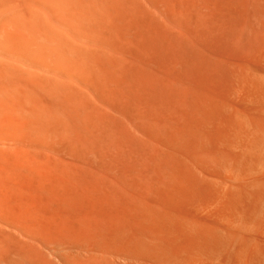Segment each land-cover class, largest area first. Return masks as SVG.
<instances>
[{"label": "bare ground", "instance_id": "1", "mask_svg": "<svg viewBox=\"0 0 264 264\" xmlns=\"http://www.w3.org/2000/svg\"><path fill=\"white\" fill-rule=\"evenodd\" d=\"M63 1L0 18V264H264V0Z\"/></svg>", "mask_w": 264, "mask_h": 264}, {"label": "rangeland", "instance_id": "2", "mask_svg": "<svg viewBox=\"0 0 264 264\" xmlns=\"http://www.w3.org/2000/svg\"><path fill=\"white\" fill-rule=\"evenodd\" d=\"M46 1H47V2H46ZM71 1H74V0H70L69 4H71ZM84 1H85V0H84ZM114 1H115V2H114ZM169 1H170V0H125V1H124V0H107V1H106V0H99V2H98L97 0H87V2H89V3L91 2V4H89V5H93V3H94L93 8H92L91 6H88V3H87V6L90 7V9H93V10H92V13H91V14L89 13V14L91 15L90 18H91L92 21H93V20H95V19L97 18L98 15H99V16H103V13H104V12H103V9H104V7H106L104 4H110V2H111V4H120V3H121V4H170ZM42 2L44 3V5H43ZM49 2H51V3H49ZM57 2L61 3V1H57ZM62 2H65V3H66V1H63V0H62ZM79 2H80V1H79ZM81 2H82V0H81ZM81 2H80V4L83 3V2H82V3H81ZM85 2H86V1H85ZM92 2H93V3H92ZM97 2L100 3V4H98ZM37 3H38V4H37ZM45 3H46V5H45ZM48 3H49V4H52V3H53L52 7H51V5L49 6ZM73 3L76 4L77 1L75 0ZM0 4H2V6L0 5V11H2V9L5 8L4 10H5V12H6V13H3V14H2V12H1V13H0V14H1V15H0V18L2 17V18H3L4 20H6L7 22H8V21L11 22V20H12V23H14V24L17 23V22L15 23V21H13V19H14V18H13V14H14V13H13V11H9V9H8V11H7V9H6V8H7V6H6L7 4H9V6H11V7L8 6V7L10 8V10H11V8H12V4H13V6L17 4V6H18V7L16 6V7L18 8V9L16 8V9H17V12H16V10H14V12H16V13H18V12L20 11L21 8H22L21 12H22L23 10H24V12H25V9H26V11H29L30 9H32V8L29 9L28 6H27V4H28V5H31V6H33V5L35 6V5L37 4L38 6L36 5L35 8H34V6H33V9H32V10H34V9L37 10V9H38V11H42V12H43V10L46 9L47 7H50V9L47 8L48 10H51L50 13H49L48 15H47V13H46L47 11H45V10H44L43 14H42L41 12L38 13V11H37V14H39V15H36V13H35V16H38V18H39L40 16H41V17H40V20H39L38 18H36V20H39V21H38V25H37V27H35V26H36L35 24L37 23V21H35V22H36V23L34 24L35 29H33V31L35 30L34 33H33L32 31L29 30L31 24H28V25H27V24H26L27 22H25L26 19H27V21L30 22V23H31V22L33 23V22H34L33 19H30V18L33 17V16L30 17V15H31V14H30V13H31L30 11H32V10L29 11V15L27 14V15L24 17V19H22V18H23L22 14H21V17H22V18H21V17H18V16L16 15L19 19H17V17H16L15 15H14V16L16 17V19H17V21H18L19 23L21 22L22 25H23V23H24V25H27V26H24V25L22 26V25H20V27H16L17 29H20L21 26H22V28L25 29V30H27V32H29L30 35H31V33H32L33 39H36V40H37L36 37L38 36L39 38H38L37 41H39L40 39L43 40V41L40 40L38 43H41V44L45 47L44 49H45L46 51H48V52H52V53H53V52L56 53V52H59V51H61V50H62V51L69 50V49H70V46H72V44H74V41H72L71 39H73V38L75 39V37L78 36L79 34H85V33H87V32H90V31H88V30H90L91 27L93 26V25H91L92 23L89 21V19H88L87 17L85 18L86 14H85V16H83V14H81V12H79V11H81V10L75 12L78 6H77V5H74V4H71V7H72L71 10H73V6H76V8L74 7V8H75V11H71L70 9H68V7L66 6L68 3H67L66 5H62V6H60V5L62 4V3H61V4H59V6H58V5H57L58 3L56 4V0H52V1H50V0H45V2H44V0H42L41 2H40V0H12V1H11V0H0ZM22 4H23V5L26 4L25 6H27V7H26L25 9H23L24 6L22 7V6H21ZM32 4H33V5H32ZM39 4H42V5L45 6V7L43 8L42 5H40V7H41V8H40V7H39ZM47 4H48V6H47ZM54 4H56V5L54 6ZM63 4H64V3H63ZM80 4H79V5H80ZM102 4L104 5L103 7H102ZM83 5H84V4H83ZM95 5H96V6H95ZM98 5H99L100 7H99ZM31 6H29V7H31ZM97 6H98V7H97ZM3 7H4V8H3ZM38 7H39V8H38ZM53 7H54V9L56 10V11H55L56 13H54V9H53ZM56 7H58V9H56ZM80 7H81V6H80ZM88 7H87V9H88ZM95 7L98 8V11H96L97 9H96ZM42 8H43V9H42ZM82 8H83V7H82ZM13 9H14V7L12 8V10H13ZM27 9H28V10H27ZM52 9H53V10H52ZM62 9H63V10H62ZM65 9H66V10H65ZM83 9H85V8H83ZM87 9H85L86 12H87V11L89 12V10H87ZM36 10H34V11H36ZM57 10H58L60 13H59V12L57 13ZM60 10H62V11H60ZM99 10H100V11H99ZM104 10H105V9H104ZM90 11H91V10H90ZM3 12H4V11H3ZM9 12H10L11 15H12L11 19L9 18V17H10ZM24 12H22L23 15H25V13H26V12H25V13H24ZM98 12H100V13H98ZM45 13H46V15H45ZM52 13H54V14H52ZM72 13H73V15H74V13H78V14L80 15L79 18L82 19V21L84 20L83 22H85V23H83L84 26H82V29L79 28V27H81V25H82V24L80 23V19L77 18V19L79 20V21H78L76 18H74L75 20L69 18V15H70V14L72 15ZM84 13H85V12H84ZM94 13H97V15L95 16ZM32 14L34 15V13H32ZM41 14H42V15H41ZM55 14H56L57 16L60 15L59 18L56 19L57 16H56ZM18 15H19V14H18ZM44 15H45V16H44ZM49 15H50V16H53V15H54L55 18H51ZM64 15H68V16H66L65 20H63V22H61L62 19H64V17H65ZM71 15H70V16H71ZM76 15H77V14H75V16H76ZM92 15H94L95 18H93ZM7 16H8V17H7ZM54 16H53V17H54ZM61 16H62V17H61ZM75 16H74V17H75ZM99 16H98V17H99ZM44 17H45V18L47 17V19L49 18L48 21H45V19H42V18H44ZM60 17H61V18H60ZM77 17H78V16H77ZM82 17H83V18H82ZM2 18H1V19H2ZM6 18H7V19H6ZM3 19H2V22H4ZM47 19H46V20H47ZM54 19H55V20H54ZM34 20H35V19H34ZM50 20H51V21H50ZM52 20H53V21H52ZM40 21H41L42 23H41ZM49 21H50L51 23H52V22L54 23V24H53V23H52V24L55 26L56 30L53 28L54 26L52 27V24H51V26H49V25H50ZM58 21H59V22H58ZM82 21H81V22H82ZM2 22H0V24H1ZM22 22H23V23H22ZM44 22H45V23H44ZM73 22H74V23H73ZM76 22H78V25H77V26L80 25L79 27L76 26V28H77V29L79 28L81 32H79V31L76 30V28H75V24H77ZM46 23H47V24H46ZM55 23H56V25H55ZM61 23H62V24H61ZM64 23H65V25H64ZM67 23H69V25H71V24L73 23L74 26H73V27H72V26L67 27V25H66ZM86 23H90L91 26H90L89 28H87V25H88V24H86ZM14 24H11V23H10V25H11L10 28H11L12 30L16 29ZM42 24H43V25H42ZM48 24H49V25H48ZM13 25H14V26H13ZM16 25H17V24H16ZM29 25H30V26H29ZM46 25H47L48 28L46 27ZM61 25H62V26H61ZM28 26H29V28H28ZM56 26H57V27L60 26L61 29H60L59 27H58L59 29H57ZM63 26L65 27V29H64ZM39 27H40V29H43V30L41 31L40 29H38ZM49 27H51V28H53V29H52V30H49ZM66 27H67V28H66ZM31 28H32V26H31ZM51 28H50V29H51ZM71 28H72V29H71ZM23 29H21V30H23ZM46 29H47V30H46ZM69 29H70V30H69ZM79 29H78V30H79ZM25 30H24L23 32H25ZM39 30H40V32H39ZM45 30H46V31H45ZM53 30H54V33H51V31L53 32ZM57 30H58V31H57ZM60 30H61V32H59ZM66 30H67V31H66ZM72 30H74L75 32H73ZM16 31H17V30H16ZM16 31H15V33L17 34ZM36 31H37L38 33H37ZM76 31H77V33H76ZM82 31H83V33H82ZM23 32H21V31L18 32V37H19V38H20V37H24V38L27 39V40H32V37H31V36H30V37H31V38H30L29 35H27V36L29 37V38H28L27 36H25L26 34H24ZM42 32H45V33H42ZM48 32H49V33H48ZM67 32L69 33V35H68ZM72 32H73V33H72ZM65 33L67 34L66 36H65ZM27 34H28V33H27ZM38 34H39V35H38ZM54 34H55V35H54ZM35 35H36V36H35ZM40 35H42V36H40ZM47 35H48V36H47ZM16 37H17V36L15 35V38H16ZM53 37H54V38H53ZM19 38H17V39L19 40ZM50 38H51V39H50ZM52 38H53V39H52ZM55 39H56V40H55ZM68 39H69V40H68ZM74 39H73V40H74ZM18 40L14 39L15 42L18 41ZM46 40H48V41H46ZM70 40H71V41H70ZM59 41H60V42H59ZM42 42H43V43H42ZM71 42H73V43H71ZM54 44H55V45H54ZM47 45H48V46H47ZM53 46H54V47H53ZM68 47H69V48H68ZM50 48H51V49H50Z\"/></svg>", "mask_w": 264, "mask_h": 264}]
</instances>
